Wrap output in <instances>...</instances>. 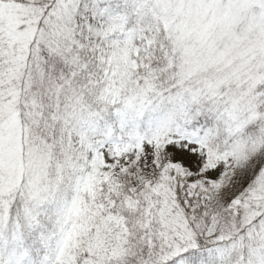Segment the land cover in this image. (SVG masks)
Wrapping results in <instances>:
<instances>
[{
	"label": "snow or ice",
	"instance_id": "obj_1",
	"mask_svg": "<svg viewBox=\"0 0 264 264\" xmlns=\"http://www.w3.org/2000/svg\"><path fill=\"white\" fill-rule=\"evenodd\" d=\"M0 264H264V0H0Z\"/></svg>",
	"mask_w": 264,
	"mask_h": 264
}]
</instances>
